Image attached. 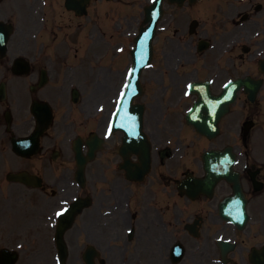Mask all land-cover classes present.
Returning <instances> with one entry per match:
<instances>
[{
    "label": "flooded vegetation",
    "instance_id": "flooded-vegetation-1",
    "mask_svg": "<svg viewBox=\"0 0 264 264\" xmlns=\"http://www.w3.org/2000/svg\"><path fill=\"white\" fill-rule=\"evenodd\" d=\"M66 1L0 0V86L6 93L0 102V131L5 133L7 112L11 130L31 132L33 102L47 103L53 116L39 141L41 158L34 173L42 178V187L35 194V215L23 217L22 226L37 230L36 240L42 246H54V227L45 225L54 222L52 211L60 202L68 203L79 195L89 197L91 205L64 237L70 255L74 254L73 263L83 262L86 248L94 247L96 264H251L252 248L264 244V154L249 155L250 136L258 130L261 114L258 100L249 103L240 92L243 120L236 125L230 121L234 109L230 107L219 122L218 135L208 140L185 126L188 101L197 97L185 99L182 94L190 80L208 82L214 95L229 80L245 77L261 81L264 87V73L258 68L264 59V0H196L185 1L181 7L164 4L165 18L146 79L152 89L143 129L153 145L152 159L140 181L137 173L127 179L124 163L137 171L142 160L132 148L122 158L123 134L115 131L108 140L103 134L111 101L123 79V57L115 49L122 45L145 0H68L70 11ZM92 26L99 32L93 41ZM91 44L99 45L96 53H90ZM96 56L100 57L98 67L91 63ZM18 60L21 63L15 69L21 73L15 75L12 68ZM43 76L45 84L41 85ZM76 87L79 92L74 101ZM98 106L102 111H97ZM175 120L182 129L175 126ZM186 133L195 142L189 143ZM90 134L101 140L102 147L86 163L84 185L79 188L72 143L76 136L86 139ZM167 138L173 141L171 148L194 146L192 154L198 159L178 160L169 147L170 157L161 159L159 150L167 147L162 146ZM236 145L243 153L232 168L240 173L242 198L250 216L242 230L218 213L220 202L235 195L233 184L220 181L208 186L205 181L191 185L190 191L186 184L203 178L201 158L206 151L231 153ZM252 176L261 189H256ZM218 237L232 244L224 258ZM175 244L184 250L179 259L172 256Z\"/></svg>",
    "mask_w": 264,
    "mask_h": 264
},
{
    "label": "rangeland",
    "instance_id": "rangeland-1",
    "mask_svg": "<svg viewBox=\"0 0 264 264\" xmlns=\"http://www.w3.org/2000/svg\"><path fill=\"white\" fill-rule=\"evenodd\" d=\"M145 101H148L149 103L151 102V100L149 99V95L145 98ZM7 186L3 187L0 184V190H1V193H0V211L3 210L4 207H7V208H10L13 212H15L17 214H20V209L26 208V211H25L24 215L34 216L35 215L34 211L32 212L31 208L27 209V206L25 205V203H27V201H24L23 203H20L19 199H18L19 203H12V202L16 201L17 198L19 197V195H20L19 189L21 187L18 186L19 187L18 188V187H15V186H9V187H7ZM25 196L28 198V195H25ZM29 198L30 199H34L35 198V193L32 196H29ZM263 203H264V201H263ZM12 217H13V219L15 218L14 216H12ZM19 217H20L19 215H16L17 219H19ZM11 222H16V221L12 220ZM16 225H17V223L13 224L12 226L14 227ZM33 231L36 233L35 236L32 235ZM0 233H2V235H3L2 238L0 239V246H6V245H10V244L14 243L13 241L10 242L14 238H11V240H9V238L6 236V234H7L6 230L0 228ZM36 236H37V230L31 229L30 235H28L27 243H28L29 246H32L34 244V240H35L37 243L40 244V247H38V246L37 247H27L25 245V249L26 248H28V250L30 249V252H33L34 250L38 251L40 249H44L45 248L44 246L41 245V243L39 241L36 240ZM73 257H74V254L71 251L70 261H69L68 264H80L81 263V262L71 263V260L73 259ZM43 259L44 258H41V257H38V256L34 257L33 254H32L31 258H28V259L23 258V257H22V259L20 258V261L18 262V264H50L48 260H46V259L43 260Z\"/></svg>",
    "mask_w": 264,
    "mask_h": 264
}]
</instances>
